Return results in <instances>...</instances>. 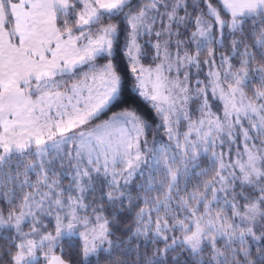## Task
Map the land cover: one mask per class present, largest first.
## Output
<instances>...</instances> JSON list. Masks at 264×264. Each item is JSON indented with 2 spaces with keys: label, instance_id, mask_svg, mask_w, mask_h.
<instances>
[{
  "label": "snow or ice",
  "instance_id": "snow-or-ice-1",
  "mask_svg": "<svg viewBox=\"0 0 264 264\" xmlns=\"http://www.w3.org/2000/svg\"><path fill=\"white\" fill-rule=\"evenodd\" d=\"M5 237L0 264H264V0H0Z\"/></svg>",
  "mask_w": 264,
  "mask_h": 264
},
{
  "label": "trees",
  "instance_id": "trees-1",
  "mask_svg": "<svg viewBox=\"0 0 264 264\" xmlns=\"http://www.w3.org/2000/svg\"><path fill=\"white\" fill-rule=\"evenodd\" d=\"M227 47H228V42L225 41V50L227 49ZM203 58L204 57H202V59ZM117 62L121 68L122 74L125 75L126 80L128 82L127 99H128L129 105H131L132 107H135L150 123H153V126H155V123L158 121H156V118L153 114V110L151 109L150 105L146 101H144L142 98L138 97L135 90L132 89V86H131L132 77H131L130 72L128 71V65H127L126 57H124L122 54H117ZM150 62H151L150 58L144 60V63H146V64L150 63ZM201 76L203 77V73ZM65 181L68 182V178L65 177L63 179V182H65ZM99 195L95 194V198L98 199ZM119 219L121 220L122 223H131V219L129 218L127 213H124L123 215H121L119 217ZM47 224H48L49 230H52L54 223L50 220V218L47 219ZM123 231H124L123 228H121L119 231H117V236H121V238H123V236H122ZM5 242H6V237L0 238V244H4ZM73 244H74V246L72 248H68L66 246V251L73 253V256H74L76 248L79 245V241L77 238H73ZM66 245H67V242H66ZM104 255L105 254H101V256L98 260L95 257L92 258L94 261V264H105V261L103 258Z\"/></svg>",
  "mask_w": 264,
  "mask_h": 264
},
{
  "label": "rangeland",
  "instance_id": "rangeland-1",
  "mask_svg": "<svg viewBox=\"0 0 264 264\" xmlns=\"http://www.w3.org/2000/svg\"><path fill=\"white\" fill-rule=\"evenodd\" d=\"M204 58H205V57H204ZM143 62H144V61H143ZM147 64H149V63H147ZM147 64L145 63V65H147ZM205 70H206V69H205ZM201 75H202V73H201ZM203 78H204V76H203V77L201 76V79H203ZM213 110H215V108H214ZM68 183H69V181H68V182H67V181L63 182V184H64L65 187L68 186ZM96 194L99 195V194H100L99 191H97ZM47 219H49V218H46V219H45V222H46V223H47ZM50 220L54 223V219H53V218H50Z\"/></svg>",
  "mask_w": 264,
  "mask_h": 264
}]
</instances>
